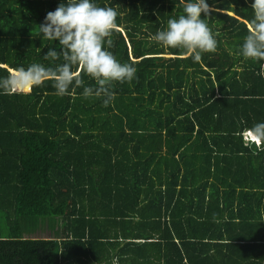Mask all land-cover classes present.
I'll use <instances>...</instances> for the list:
<instances>
[{"label":"trees","instance_id":"trees-1","mask_svg":"<svg viewBox=\"0 0 264 264\" xmlns=\"http://www.w3.org/2000/svg\"><path fill=\"white\" fill-rule=\"evenodd\" d=\"M61 2L0 0V77L55 66L38 26ZM96 2L117 10L105 47L135 77L107 105L83 73L64 96L50 80L0 90V264H264V144L243 139L264 122V60L239 55L250 0H208L217 49L200 62L152 38L185 0Z\"/></svg>","mask_w":264,"mask_h":264},{"label":"clouds","instance_id":"clouds-1","mask_svg":"<svg viewBox=\"0 0 264 264\" xmlns=\"http://www.w3.org/2000/svg\"><path fill=\"white\" fill-rule=\"evenodd\" d=\"M250 8L253 19L239 47V55L264 60V0H250ZM210 11L208 0H185L182 14L169 18L166 28L152 38L163 47L185 50L193 62H200L202 53L217 49L215 35L206 22ZM117 16L114 7L101 6L96 0H62L38 26L39 37L58 44V47H48L42 56L43 60L56 62L55 66L33 63L27 68L14 69L10 75L0 77V90L31 91L50 80L55 94L64 96L84 85L83 73L97 87L83 86L82 95L85 98L102 96L107 105L115 96L111 86L130 82L137 71L132 64L119 62L105 47L106 42L111 43L106 38L116 28ZM37 49L41 53L42 49ZM244 134L248 142L264 144V122L246 129ZM112 264H118V259L114 258Z\"/></svg>","mask_w":264,"mask_h":264},{"label":"rangeland","instance_id":"rangeland-1","mask_svg":"<svg viewBox=\"0 0 264 264\" xmlns=\"http://www.w3.org/2000/svg\"><path fill=\"white\" fill-rule=\"evenodd\" d=\"M50 229L48 227V225L43 226L42 230L37 232L34 237H39V238H48L50 237Z\"/></svg>","mask_w":264,"mask_h":264},{"label":"crops","instance_id":"crops-1","mask_svg":"<svg viewBox=\"0 0 264 264\" xmlns=\"http://www.w3.org/2000/svg\"><path fill=\"white\" fill-rule=\"evenodd\" d=\"M245 133V132H244ZM243 133V139H244V145H248V146H250L252 143L251 142H248V138L245 136V134ZM255 144V146L257 145V146H259L260 144H256V143H254ZM221 177L222 178H224V176H222L221 175ZM125 243H128V241H126V242H123V243H121L120 244V248L125 244ZM136 243L137 244H142L143 242L142 241H136ZM116 259H118V257H116ZM125 259V257L123 258V260ZM113 261V260H112ZM119 264V263H118Z\"/></svg>","mask_w":264,"mask_h":264}]
</instances>
